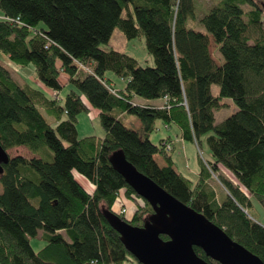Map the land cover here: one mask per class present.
<instances>
[{"label": "trees", "instance_id": "obj_1", "mask_svg": "<svg viewBox=\"0 0 264 264\" xmlns=\"http://www.w3.org/2000/svg\"><path fill=\"white\" fill-rule=\"evenodd\" d=\"M197 8L198 0H0V53L18 65L31 63L48 88L18 84L0 63V145L34 154L9 156L2 165L0 264H139L103 215L107 209L142 226L153 212L111 165L118 150L264 263V224L248 209L250 195L264 203V0H217L201 18ZM197 22L205 31L193 27ZM115 28L126 39L143 37L154 64L101 48ZM210 37L222 54L219 64ZM109 71L126 80L124 88H115ZM134 96L165 102L143 105ZM222 97L237 110L215 124ZM91 108L103 137L78 136L77 116ZM125 115L140 126H126ZM160 125L176 126L196 145V182L177 169L171 133L158 143L150 139ZM210 131L213 159L205 160L201 136ZM212 177L226 192L220 201L207 183ZM119 195L135 205L130 219L112 208ZM37 237L44 245L35 251L30 241ZM194 251L207 264H220L201 248Z\"/></svg>", "mask_w": 264, "mask_h": 264}, {"label": "water", "instance_id": "obj_2", "mask_svg": "<svg viewBox=\"0 0 264 264\" xmlns=\"http://www.w3.org/2000/svg\"><path fill=\"white\" fill-rule=\"evenodd\" d=\"M8 159V152L0 145V175ZM109 161L153 210L142 226H133L114 212L103 210L105 219L139 264H207L194 247L201 248L220 264H264L204 214L180 202L139 172L121 150L114 152ZM161 235L168 239H162Z\"/></svg>", "mask_w": 264, "mask_h": 264}, {"label": "rangeland", "instance_id": "obj_3", "mask_svg": "<svg viewBox=\"0 0 264 264\" xmlns=\"http://www.w3.org/2000/svg\"><path fill=\"white\" fill-rule=\"evenodd\" d=\"M217 0H198V8L196 11L197 18H201L203 13L206 12L210 7H212ZM0 12V17H1ZM123 16H125V13L123 12ZM263 20V26H264V14L262 16ZM195 29L200 31H205V28L203 27L200 22H197L194 26ZM264 28V27H263ZM264 31V30H263ZM259 36V32H258ZM101 48L108 49L113 48L115 50L125 52L128 55L134 56L139 64L141 66H152L153 58L152 56L147 52L145 48L144 39L142 37H136L133 39H126L124 35L119 31V29L115 28L110 36L109 42L107 44H101ZM209 51L212 53L213 59L215 63H221L223 61L222 54L219 51L218 46L214 43L213 39L211 40L209 44ZM0 63L1 65L9 72L11 77L16 81L18 84H30L36 88L39 89H45L48 90V88L45 87V85L36 77L34 67L31 63L23 66L18 65L15 62L8 59L6 56H4L2 53H0ZM109 77L113 80V82H118L119 77L115 76L112 72H108ZM69 87H64L60 91V96H63L68 91ZM212 93L216 96L219 94V86L217 84H213L211 86ZM220 102L223 104L222 107L214 110V123L218 124L220 123L224 118L232 114L234 111L237 110V105L232 101L229 97H222L220 99ZM134 119V121L132 120ZM122 122L129 127L132 128H138L140 126V121L134 116V115H125L122 119ZM77 132L79 137H84L85 135H96L98 137L104 136V129L101 127L97 110L92 108L88 112H81L77 116ZM161 128L157 130L156 132L152 133L151 140L153 143H158L161 136L164 134H167V132L170 134H173V130L162 129V125H160ZM213 132L210 131L208 133H205L201 136V149H200V156L205 160H212V156L210 154L206 138L209 134H212ZM174 137V136H173ZM175 139V137H174ZM177 145H173L175 147L173 151V158L176 162V167L179 166V169L181 173H183L185 176L191 178L192 180H195V177L193 174L189 172V170L185 168V162L186 159L183 158V153L181 152V149L179 148L180 143L178 140H176ZM192 148L195 150V154L198 157V149L195 144L192 145ZM9 156H15V155H22L26 157H31L34 154L29 152L24 146H17L11 149L7 150ZM187 157V155H186ZM156 162L161 166L164 164V160L156 156ZM219 168L221 172L233 183H237V179L234 177L233 173L223 167L222 165H219ZM218 175V173H216ZM194 177V178H193ZM77 179L79 183L86 186L87 188H90V184L88 181L80 176H77ZM211 180L218 182V180L215 177H212ZM92 187V186H91ZM223 190V189H222ZM2 191V187L0 184V192ZM224 191V190H223ZM223 194V193H222ZM250 201L251 206H248L250 214L255 216L257 220L264 224V203L260 202L256 196L250 195ZM125 205L126 207V214L125 219H130L133 215V212L135 210V205L129 201V200H123L122 196H118L114 204L112 205L113 210L119 211L120 208ZM40 237V234H39ZM37 238H32L30 243L35 251H37L39 248H41L44 245V240Z\"/></svg>", "mask_w": 264, "mask_h": 264}, {"label": "crops", "instance_id": "obj_4", "mask_svg": "<svg viewBox=\"0 0 264 264\" xmlns=\"http://www.w3.org/2000/svg\"><path fill=\"white\" fill-rule=\"evenodd\" d=\"M209 40L211 42L212 38L210 37ZM210 42H209V44H210ZM211 55H212V53H211ZM212 58H213V56H212ZM217 64H219V63H217ZM118 79H119L118 82L117 81L116 82H113L115 88H117V89L124 88L125 85H126V80L123 79V78H118ZM133 101H135L136 103H139V104H143V105L151 104V105L160 106V105H162L165 102V99L164 98H159V99L149 100V99H144V98H141V97H138V96H134L133 97ZM132 120L134 121V119H132ZM172 130H173V134H172V142H173V145H177L176 144L177 143L176 140H178V142L180 143L179 148L181 149V152L183 153V158L186 159L185 168H186V170L188 169L189 172L191 174H193V176L195 177V180H192L191 178L190 179L193 182H196L197 179H198V174H199V162H198V157L195 154V150L192 148V145L193 144L191 142H187V141H185V140L182 139L181 132H180V130L176 126H173ZM173 136L175 137V139H174ZM150 139H151V136H150ZM186 155H187V157H186ZM173 161L176 164L174 158H173ZM177 168H179V166H177ZM207 183L210 185V187H212L213 192L215 194V198L218 201H220L221 199H223L226 196V192H225L224 188L221 186L220 183H217V182H215V181H213L211 179H208V182ZM125 214H126V212H125Z\"/></svg>", "mask_w": 264, "mask_h": 264}, {"label": "built area", "instance_id": "obj_5", "mask_svg": "<svg viewBox=\"0 0 264 264\" xmlns=\"http://www.w3.org/2000/svg\"><path fill=\"white\" fill-rule=\"evenodd\" d=\"M54 96L57 97V93L53 92ZM167 148H169V145L167 146ZM120 213H125L126 212V207L125 208H120L119 210Z\"/></svg>", "mask_w": 264, "mask_h": 264}]
</instances>
